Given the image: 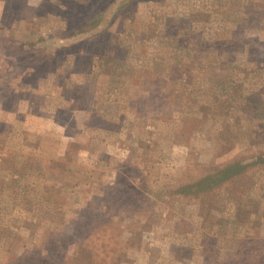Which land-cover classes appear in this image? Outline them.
<instances>
[{"label":"rangeland","instance_id":"374dc122","mask_svg":"<svg viewBox=\"0 0 264 264\" xmlns=\"http://www.w3.org/2000/svg\"><path fill=\"white\" fill-rule=\"evenodd\" d=\"M0 264H264V0H0Z\"/></svg>","mask_w":264,"mask_h":264},{"label":"trees","instance_id":"16d2710c","mask_svg":"<svg viewBox=\"0 0 264 264\" xmlns=\"http://www.w3.org/2000/svg\"><path fill=\"white\" fill-rule=\"evenodd\" d=\"M225 172H226V170H225ZM226 175H229V173H227ZM209 183H210V182H209ZM197 186L200 187V186H202V185H200V184L192 185V186H190V189H193V188H194V189L197 190V189H198Z\"/></svg>","mask_w":264,"mask_h":264}]
</instances>
